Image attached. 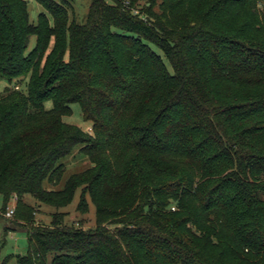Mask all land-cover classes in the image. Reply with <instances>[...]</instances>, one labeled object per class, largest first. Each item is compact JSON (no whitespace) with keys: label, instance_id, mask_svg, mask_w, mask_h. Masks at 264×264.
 Segmentation results:
<instances>
[{"label":"trees","instance_id":"1","mask_svg":"<svg viewBox=\"0 0 264 264\" xmlns=\"http://www.w3.org/2000/svg\"><path fill=\"white\" fill-rule=\"evenodd\" d=\"M34 1L36 22L0 0L15 263L264 264V0H88L82 25L71 0ZM75 104L88 131L65 122ZM75 149L89 167L63 182ZM76 195L92 228L65 223Z\"/></svg>","mask_w":264,"mask_h":264},{"label":"rangeland","instance_id":"2","mask_svg":"<svg viewBox=\"0 0 264 264\" xmlns=\"http://www.w3.org/2000/svg\"><path fill=\"white\" fill-rule=\"evenodd\" d=\"M28 2V8L30 12V20L36 22L38 14L41 12L40 7L36 4L34 0H26ZM72 5L76 15V22L80 25L85 23L89 1L88 0H71ZM123 3H128L129 0H122ZM144 0H137L136 6L138 8L143 7ZM137 14V13H136ZM35 45V38L32 37L29 42L27 53L30 52ZM5 81H0V96L3 93L4 88L6 87ZM24 84H21L20 88ZM45 108L49 110L52 107L51 102H46ZM72 113L69 117L65 118V122L76 127H79L83 131H88L90 129V124L83 120L81 110L78 105L71 106ZM65 166L66 173L63 179L66 180L70 175L84 171L89 167V163L85 160L80 154L78 149L65 158L62 161ZM28 202L32 206H36L37 203L33 199H28ZM78 203V195L75 196L73 202L67 206L65 209L61 210L62 212L67 213L65 223L67 225L81 224L82 228H92V221L94 219V207L89 206V212L86 215H80L76 212V205ZM15 205L11 200L8 204L7 209L13 208ZM38 211L35 218V226L37 225H48L50 224L51 217L50 215L55 213V209L47 206L38 205ZM2 211V199L0 197V214ZM15 211V210H14ZM14 219V214L7 218L0 215V262L5 261L6 264H16L15 257L25 255L28 249L26 231L23 228H16L14 230L6 232L5 229L11 228L12 224L8 220Z\"/></svg>","mask_w":264,"mask_h":264},{"label":"built area","instance_id":"3","mask_svg":"<svg viewBox=\"0 0 264 264\" xmlns=\"http://www.w3.org/2000/svg\"><path fill=\"white\" fill-rule=\"evenodd\" d=\"M125 4L128 5V3H125ZM134 14H136L135 11H134ZM12 201H13V203H14V205H15V203H16V201H17L16 196H14V197L12 198ZM14 210H15V206H14L13 208H11V209H7V211H6V213L4 214V216L7 217V218L11 217V216L14 214Z\"/></svg>","mask_w":264,"mask_h":264}]
</instances>
